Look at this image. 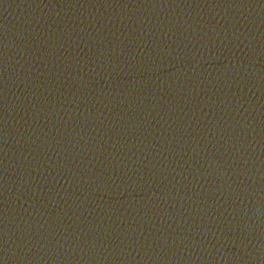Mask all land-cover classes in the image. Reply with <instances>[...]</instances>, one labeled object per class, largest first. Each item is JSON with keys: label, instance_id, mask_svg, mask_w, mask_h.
<instances>
[{"label": "water", "instance_id": "water-1", "mask_svg": "<svg viewBox=\"0 0 264 264\" xmlns=\"http://www.w3.org/2000/svg\"><path fill=\"white\" fill-rule=\"evenodd\" d=\"M0 264H264V0H0Z\"/></svg>", "mask_w": 264, "mask_h": 264}]
</instances>
